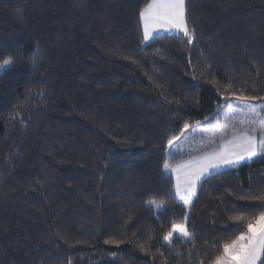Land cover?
Returning a JSON list of instances; mask_svg holds the SVG:
<instances>
[{"label": "trees", "instance_id": "1", "mask_svg": "<svg viewBox=\"0 0 264 264\" xmlns=\"http://www.w3.org/2000/svg\"><path fill=\"white\" fill-rule=\"evenodd\" d=\"M146 2L0 0V264H210L264 210L262 156L188 210L164 169L186 124L264 101V0H186L191 44L143 41Z\"/></svg>", "mask_w": 264, "mask_h": 264}, {"label": "snow or ice", "instance_id": "2", "mask_svg": "<svg viewBox=\"0 0 264 264\" xmlns=\"http://www.w3.org/2000/svg\"><path fill=\"white\" fill-rule=\"evenodd\" d=\"M138 18L143 31V41L156 39L160 32L177 36L182 33L189 44L194 40L195 30L188 24L186 0H147L139 9ZM12 63V57L3 59L0 61V71L10 68ZM244 99L251 101L258 98L245 96ZM228 107L231 108L232 105L229 104ZM235 107L244 118L231 115L233 120L239 121L238 124H233L227 122L226 117V122L218 125L221 129L218 144L210 139L206 148L196 149L195 154L190 152L187 159L181 156L174 164L172 161L175 158L170 156L164 161V169L175 174V196L185 207H191L200 181L210 176L214 170L236 166L241 161L251 160L256 156L264 157V103L237 104ZM184 127L187 130L189 125L186 124ZM183 135L182 132L181 136ZM179 139L180 137L169 139V146H173L174 141ZM255 199L264 202V195ZM149 204L155 205L156 202L149 201ZM156 207L158 210L162 206ZM261 207L264 209V203ZM235 219L244 220L245 217L237 216ZM186 221L187 216L184 223H172L171 229L163 235L165 244L171 245L177 236L184 240H192L193 234L188 230ZM258 261L259 264H264V210L248 220L246 231L225 242L222 251L214 255L210 264H257Z\"/></svg>", "mask_w": 264, "mask_h": 264}, {"label": "rangeland", "instance_id": "3", "mask_svg": "<svg viewBox=\"0 0 264 264\" xmlns=\"http://www.w3.org/2000/svg\"><path fill=\"white\" fill-rule=\"evenodd\" d=\"M246 103L259 105L261 103H264V101H262V102H249V101H245V100H241V99H237V98H231V99L227 100V107L222 110V112L219 116V120L212 127L194 125V126H189V128L187 130H185V127H183L181 133L183 132L184 135L181 136V133H180L177 136V137H180V139L175 140L173 146H169V144H168V146H167V159H169L170 156L174 157L175 159L172 162L175 164L178 161L179 157L183 156L185 159H187L188 154L190 152L192 154H195L196 149L206 148L208 145V141L210 139L215 140L216 143L218 144L219 140H220V131H221V129L218 125H223L226 122V117H228L227 122L233 123V124H238L239 121L233 120L231 118V115H235L239 118H244L235 106L237 104L242 105V104H246ZM229 104L232 105L231 108L228 107ZM213 133H216V135L214 136ZM185 137H187V139H185ZM213 146H215V145H213ZM256 158H258V156L252 158L251 160H254ZM251 160L241 161L238 165H240L244 162H247V161H251ZM238 165H236V166H238ZM230 167H234V166L221 167V168L214 170L213 172L218 171V170H222V169H226V168H230ZM165 173L167 175H171L173 177L174 183H175V174L171 170H167V171L165 170ZM185 208L187 210L189 209L188 207H185ZM257 264H259V261L257 262Z\"/></svg>", "mask_w": 264, "mask_h": 264}, {"label": "crops", "instance_id": "4", "mask_svg": "<svg viewBox=\"0 0 264 264\" xmlns=\"http://www.w3.org/2000/svg\"><path fill=\"white\" fill-rule=\"evenodd\" d=\"M162 33H168V32H160V34H162Z\"/></svg>", "mask_w": 264, "mask_h": 264}]
</instances>
